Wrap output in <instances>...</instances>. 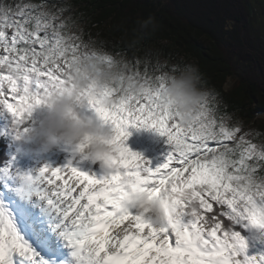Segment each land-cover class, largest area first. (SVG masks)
Returning <instances> with one entry per match:
<instances>
[{"label":"snow or ice","instance_id":"obj_1","mask_svg":"<svg viewBox=\"0 0 264 264\" xmlns=\"http://www.w3.org/2000/svg\"><path fill=\"white\" fill-rule=\"evenodd\" d=\"M82 23L66 5L0 0V116L10 120L0 136L11 141L0 163V264H264V133L245 130L212 93L182 122L165 95L174 68L112 54ZM85 61L117 69L78 96L111 131L106 174L81 171L75 154L63 166L21 168L29 117L75 88ZM129 127L166 137L163 162L126 145ZM134 193L167 194L174 217L148 218L131 206Z\"/></svg>","mask_w":264,"mask_h":264},{"label":"trees","instance_id":"obj_2","mask_svg":"<svg viewBox=\"0 0 264 264\" xmlns=\"http://www.w3.org/2000/svg\"><path fill=\"white\" fill-rule=\"evenodd\" d=\"M65 1L47 0L49 4L69 6L71 14L80 17L81 26L90 33L86 39L103 43L106 51L120 52L133 62L148 59L154 65L164 57L167 70L175 65H195L206 88L225 111L247 124L262 119L255 129L264 133V85L248 75L237 76L233 58L220 46L221 37L242 45L241 35L247 39L251 34V15L245 0ZM164 41L168 44H162ZM241 47L246 50L244 54L251 55L248 46ZM260 61L264 60H257L261 69L264 62ZM229 78L235 81L227 91L224 85ZM3 143L0 141L1 160L8 158L5 151L9 150V143Z\"/></svg>","mask_w":264,"mask_h":264},{"label":"clouds","instance_id":"obj_3","mask_svg":"<svg viewBox=\"0 0 264 264\" xmlns=\"http://www.w3.org/2000/svg\"><path fill=\"white\" fill-rule=\"evenodd\" d=\"M172 68L175 70L166 73L165 95L176 110L177 118L188 123L199 112L201 102L210 91L195 65H175ZM116 71L115 67L97 69L91 61H85L76 77V87L53 92L34 109L19 142L34 145L40 153L64 146L85 160L104 163L112 152L108 143L111 131L85 115L78 96L92 81L105 80ZM131 206L157 222L166 223L174 217L167 194L152 202L146 194L134 193Z\"/></svg>","mask_w":264,"mask_h":264},{"label":"rangeland","instance_id":"obj_4","mask_svg":"<svg viewBox=\"0 0 264 264\" xmlns=\"http://www.w3.org/2000/svg\"><path fill=\"white\" fill-rule=\"evenodd\" d=\"M69 1L70 0H66L65 2ZM245 3L252 10V15L250 17L251 34L247 39L241 35V39H243V47L248 46L249 51H247V53L250 52L251 55H248L249 53L244 54V52L246 53V50L241 47L242 45H239L240 43L237 41H231L227 38L224 39L221 37L222 41H220V46L230 59L233 58L236 64L235 67L237 76H240L241 74L248 75L250 79L254 78L255 80H261V84L264 85V68L261 67L260 69L259 63H257L258 58H262L264 60V0H245ZM162 44H168V42L164 41ZM247 55L249 57H247ZM159 62L165 65L167 60L163 57L159 59ZM260 62L263 63L264 61ZM234 81L235 79L229 78L224 85V89L227 91L231 90L233 88ZM261 117L264 118V115H261ZM234 119L241 121L244 124L245 130H256V126L262 123V119L255 121V123L248 124L239 117L234 116ZM8 123H10V120H5L3 116H0V129H3ZM128 131L130 135L126 141V145L132 151L142 154V156L146 160L151 161L153 165L163 162L165 154L170 147L166 143V137L160 136L154 129L129 127ZM0 141L4 142L3 145L11 142L10 139H6L3 136H0ZM16 147L21 149V152L18 155V164L25 170L41 167L43 163H45V157H48L50 164L53 166H58L64 158L63 165H65L74 155L71 150L67 149L68 152L65 156L62 151L63 149H66L64 146L53 149L52 152L48 151L44 153H40L38 150L35 151L36 147L34 145H22L20 142H17ZM3 149L4 148H1V150ZM15 151L16 149L14 147L12 152L14 153ZM5 153L8 155L9 150L5 151ZM1 161L3 162L4 159ZM102 164L103 162L101 161L93 162L91 160H85L79 156H76V160L74 161V165L78 166L81 171L88 172L89 174L95 173L97 177L101 176L103 170H105ZM60 182L61 181H57V183Z\"/></svg>","mask_w":264,"mask_h":264},{"label":"water","instance_id":"obj_5","mask_svg":"<svg viewBox=\"0 0 264 264\" xmlns=\"http://www.w3.org/2000/svg\"><path fill=\"white\" fill-rule=\"evenodd\" d=\"M249 11H250V15H252V10H251V8L249 7Z\"/></svg>","mask_w":264,"mask_h":264}]
</instances>
